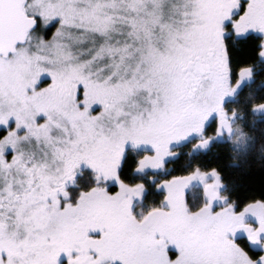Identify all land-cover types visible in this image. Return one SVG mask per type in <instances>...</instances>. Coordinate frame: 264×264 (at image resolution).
Segmentation results:
<instances>
[{
    "label": "snow or ice",
    "instance_id": "obj_1",
    "mask_svg": "<svg viewBox=\"0 0 264 264\" xmlns=\"http://www.w3.org/2000/svg\"><path fill=\"white\" fill-rule=\"evenodd\" d=\"M261 67L264 0H0V264H264V195L175 151Z\"/></svg>",
    "mask_w": 264,
    "mask_h": 264
},
{
    "label": "trees",
    "instance_id": "obj_2",
    "mask_svg": "<svg viewBox=\"0 0 264 264\" xmlns=\"http://www.w3.org/2000/svg\"><path fill=\"white\" fill-rule=\"evenodd\" d=\"M263 104L264 67L258 69L254 80L243 88L238 99L231 104L239 115L233 139L213 144L202 157L191 156L192 147L184 146L180 149V161L199 162L209 167L219 165L229 182L228 193L241 201L264 195V185L260 179V167L264 166V158H261L264 151V115L257 112ZM178 163L172 161V166ZM231 182L235 183V188Z\"/></svg>",
    "mask_w": 264,
    "mask_h": 264
},
{
    "label": "flooded vegetation",
    "instance_id": "obj_3",
    "mask_svg": "<svg viewBox=\"0 0 264 264\" xmlns=\"http://www.w3.org/2000/svg\"><path fill=\"white\" fill-rule=\"evenodd\" d=\"M263 68V67H261ZM258 72V70H257ZM255 78V76H254ZM253 78V80H254ZM252 80V81H253ZM249 83H244L241 88L234 94V95H230L232 93V88L234 87L235 84H233L231 87L227 88L225 94H227L224 97V101H223V105H222V110L221 112L223 113V118H222V122L220 124V129H219V135L216 137L217 139V143H226V142H230L235 133H236V123L238 120V113L231 108V104L236 101L238 99L239 94L241 93V91L243 90V88ZM264 106L261 105L260 107H258L257 112L260 115H264V110H261V108ZM192 143H195V141H193ZM192 143H185V144H181L179 145L175 151H178L180 154V149L184 146H191L192 147ZM200 192L199 189V185H193L192 188L190 189V194L195 197L196 195H198Z\"/></svg>",
    "mask_w": 264,
    "mask_h": 264
},
{
    "label": "rangeland",
    "instance_id": "obj_4",
    "mask_svg": "<svg viewBox=\"0 0 264 264\" xmlns=\"http://www.w3.org/2000/svg\"><path fill=\"white\" fill-rule=\"evenodd\" d=\"M241 87H236L234 85V87L232 88V93L230 94L231 96L234 95ZM227 94L224 93L223 95V98H222V103L220 104V107H219V110L221 111L222 110V105H223V101H224V97L226 96ZM261 110H264V106L261 108Z\"/></svg>",
    "mask_w": 264,
    "mask_h": 264
}]
</instances>
